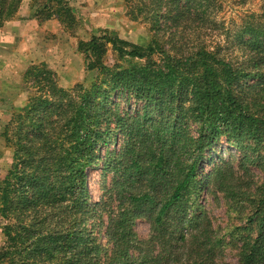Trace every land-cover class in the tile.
Returning <instances> with one entry per match:
<instances>
[{
  "label": "trees",
  "instance_id": "1",
  "mask_svg": "<svg viewBox=\"0 0 264 264\" xmlns=\"http://www.w3.org/2000/svg\"><path fill=\"white\" fill-rule=\"evenodd\" d=\"M23 1L0 0V29ZM252 1L261 12L225 27V3ZM122 2L125 18L150 29L145 46L99 30L78 41L87 78L61 86L45 63L21 76L24 105L0 129L12 152L0 180V264H219L224 236L197 211L202 191L245 220L233 229L248 228L238 264H264V0ZM29 9L40 25L78 26L67 0Z\"/></svg>",
  "mask_w": 264,
  "mask_h": 264
},
{
  "label": "rangeland",
  "instance_id": "2",
  "mask_svg": "<svg viewBox=\"0 0 264 264\" xmlns=\"http://www.w3.org/2000/svg\"><path fill=\"white\" fill-rule=\"evenodd\" d=\"M79 5L82 8L77 10H80L81 13L78 12V17L76 12L79 22L73 33L62 31L60 25L55 20L43 22L41 25L37 22V27L34 30L35 32L32 31L29 36V42L33 43V47L29 46L30 49H27L24 53L28 54L31 52L29 56L30 59L39 56L36 61H31L29 65L39 63L47 64L49 69L56 72L60 85L64 87L72 85L77 81H81L88 76V73L85 72L84 58L77 50L79 40H88L93 34H98L99 30L115 32L120 38L143 46H145L151 39V31L144 21L131 22L125 18V16L122 17L118 14L119 6L123 8L125 13L122 0H99V2L96 1L95 5H92L91 7H89L88 4L85 6L83 3H80ZM261 5L262 2L260 1H252L243 6L238 5L236 2H228L224 4L220 17L225 21V27L232 26V28H234L240 23L241 17H244L251 12H261ZM73 9L76 10L75 8ZM93 19H96V22ZM229 21H233V25H230ZM32 48L36 49L35 52L37 54H35ZM108 60L112 61V55H109ZM23 72L21 73V76ZM18 86L19 87L16 91L17 94L13 96L20 98L23 97L25 101L26 94L24 92L25 88L21 82V77ZM3 97H5L3 101L7 104L10 97L1 95V98ZM17 97L13 100L16 101ZM11 103L7 107L9 109L5 114L4 120L0 124V129L7 121L10 111L20 108H11ZM4 145L5 142L1 138L0 149H2L4 153L1 157V165L3 164L4 166L3 169L8 168V165H11L12 163V152L6 147L4 149ZM118 147L119 145L114 143L108 147V150L111 151ZM105 150L106 148H103L102 152L104 153ZM233 154L237 155L238 153L237 151H233ZM209 167L207 166L206 170H208ZM251 171L254 175V182H258L261 179L260 171L255 167H252ZM6 173L7 171L4 172V174L0 173V180L4 178ZM99 176L100 167H98L96 171L89 172L88 180L89 184H92V187L89 188L91 191V197L94 200H98L102 193L100 190L101 185L98 183L100 179ZM110 181L111 176L106 178L105 186H109ZM196 207L197 211H200V213L204 212L208 215L211 220V225L217 231L218 235L224 236L223 244L217 250L219 264H238V252L241 245L239 234H242L243 236L248 235V228L239 231V234L233 231V229L236 227L244 228L246 226L245 220L241 218L242 216L237 214L238 212L233 210L231 205L219 194L210 195L206 194L205 191H202L200 198L196 202ZM135 230L140 239L145 238L148 235V225L145 221L139 222ZM254 234L255 231L250 232V235L253 236ZM2 242L3 240H1L0 245Z\"/></svg>",
  "mask_w": 264,
  "mask_h": 264
},
{
  "label": "crops",
  "instance_id": "3",
  "mask_svg": "<svg viewBox=\"0 0 264 264\" xmlns=\"http://www.w3.org/2000/svg\"><path fill=\"white\" fill-rule=\"evenodd\" d=\"M67 1L72 8L76 9L75 12H77V15L78 12L81 13L80 10H77L82 8L79 5L80 3H83L85 6L86 4H88V6L91 7L92 5H95L96 1L99 2V0ZM29 4L30 0H24L19 8L18 17L15 20L6 23L5 26L0 29V124L4 120L5 114L9 109L7 107L11 102L13 103H11V108H18L23 106L24 98L13 95L17 94L16 91L19 87L18 85L20 82L21 73L26 69L31 61H36V59L39 57L35 56L34 59H30L29 56L31 52H29L28 54H24L27 49L33 47V43L29 42V36L31 35L32 31L35 32L34 30L37 27V21L29 18ZM118 8V14L123 17V8H121L120 6ZM94 21L96 22V19ZM32 50L34 52L36 51V49L34 48H32ZM35 54L37 53L35 52ZM1 95L10 97L7 104H5V101H3L5 97L1 98ZM15 97H17L16 101L13 100ZM3 155V150L0 149V173L4 174V172L8 171L10 165H8V168L3 169L4 166L3 164L1 165V157ZM1 240L2 236L0 230V242Z\"/></svg>",
  "mask_w": 264,
  "mask_h": 264
},
{
  "label": "bare ground",
  "instance_id": "4",
  "mask_svg": "<svg viewBox=\"0 0 264 264\" xmlns=\"http://www.w3.org/2000/svg\"><path fill=\"white\" fill-rule=\"evenodd\" d=\"M91 183V182H90ZM89 187H92V184H89Z\"/></svg>",
  "mask_w": 264,
  "mask_h": 264
}]
</instances>
